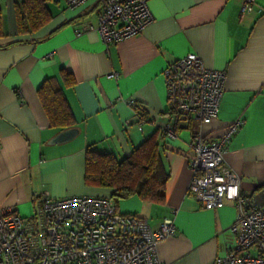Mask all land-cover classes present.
<instances>
[{
	"label": "crops",
	"instance_id": "1",
	"mask_svg": "<svg viewBox=\"0 0 264 264\" xmlns=\"http://www.w3.org/2000/svg\"><path fill=\"white\" fill-rule=\"evenodd\" d=\"M22 1L0 0V216L13 209L31 217L40 196H109L85 183L88 147L122 159L158 131L169 175L164 201L135 196L121 201L119 211L147 219L152 229L174 221L175 234L156 249L162 264H214L228 251L237 209L226 202L206 210L189 193V144L194 130L220 139L242 119L225 159L240 176L242 193L264 206V0H255L251 13H242V0H148L153 22L108 48L97 31L102 6L95 0L76 9L64 0H47L46 24L28 34L17 29L15 10ZM188 54L224 71L225 90L211 124L184 120L169 139L163 133L170 121L163 71ZM62 71L73 86L66 85ZM50 78L57 79L79 129L61 145L51 144L60 130L52 127L38 96ZM130 101L147 113L142 131Z\"/></svg>",
	"mask_w": 264,
	"mask_h": 264
},
{
	"label": "built area",
	"instance_id": "2",
	"mask_svg": "<svg viewBox=\"0 0 264 264\" xmlns=\"http://www.w3.org/2000/svg\"><path fill=\"white\" fill-rule=\"evenodd\" d=\"M64 1L76 9L90 0ZM95 1L102 6L97 31L107 48L142 34L154 20L148 0ZM254 5L255 0H242V13L253 12ZM163 76L170 116L163 128L167 138L176 137L175 122L191 120L203 126L218 117L224 71L209 69L198 55L188 54L170 63ZM137 104L129 102L135 112ZM138 123L142 131L143 123ZM242 124L238 119L214 140L196 130L189 144V193L203 209L218 210L226 202H233L237 209L236 221L229 228L228 251L214 264H264V206L242 193L240 176L225 159L227 146ZM35 204L29 218L13 209L0 216V264H162L157 246L176 231L172 219L152 229L147 219L120 212L105 197L40 196Z\"/></svg>",
	"mask_w": 264,
	"mask_h": 264
},
{
	"label": "trees",
	"instance_id": "3",
	"mask_svg": "<svg viewBox=\"0 0 264 264\" xmlns=\"http://www.w3.org/2000/svg\"><path fill=\"white\" fill-rule=\"evenodd\" d=\"M46 2L23 0L16 6V23L20 34L33 33L46 24ZM61 75L66 85L73 86L74 80L70 74L62 71ZM38 96L52 127L60 131L75 127L73 115L57 79L45 80L38 90ZM136 116L137 122L148 121L141 104L136 106ZM174 126L177 127L178 123L175 122ZM157 133L122 159L111 153H99L89 146L85 159L86 185L109 191V196L105 198L112 199L117 205L135 196L143 201L161 204L169 175L162 164Z\"/></svg>",
	"mask_w": 264,
	"mask_h": 264
},
{
	"label": "water",
	"instance_id": "4",
	"mask_svg": "<svg viewBox=\"0 0 264 264\" xmlns=\"http://www.w3.org/2000/svg\"><path fill=\"white\" fill-rule=\"evenodd\" d=\"M79 134L78 128H69L60 131L51 141L52 145H61L73 141Z\"/></svg>",
	"mask_w": 264,
	"mask_h": 264
}]
</instances>
